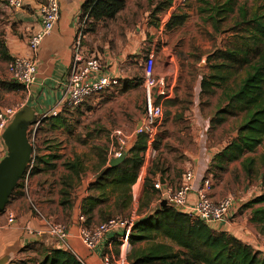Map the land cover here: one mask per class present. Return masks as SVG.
<instances>
[{
	"label": "rangeland",
	"instance_id": "1",
	"mask_svg": "<svg viewBox=\"0 0 264 264\" xmlns=\"http://www.w3.org/2000/svg\"><path fill=\"white\" fill-rule=\"evenodd\" d=\"M125 1L124 9L115 18L103 20L100 29L93 35V40L88 41V44H95L103 54L104 43L109 42L110 47L105 50H110L113 59L118 58L112 61V64L119 65L123 70V77L129 76L135 84L143 86L145 100L141 113L143 108L145 111L139 117L143 123L146 120L148 81H151L153 94L162 90L161 84H164L165 92L170 93L167 98H161L163 114L154 125V141L142 167V175L145 177L153 158L158 159V168H167L176 174H183L189 169L194 171L202 166L199 164L202 163L199 159L202 160L203 153L221 149L238 136L242 115L230 116L227 121L217 126L212 124L211 119L218 109L224 88L228 85L234 87L236 83H239L240 77L245 75L246 70H242L239 77H234L222 87L217 88L214 94L202 93L201 81L210 73V64L216 61L217 51L245 45L244 42L249 34L243 25L237 24L241 20L240 8L244 7L250 16L257 8L264 10V0H236L235 11L231 13L229 20L221 23L219 31H216L212 22L207 19V13L200 12L203 5L200 0H172L166 9L157 11L156 14L153 10L164 0ZM208 1L214 4L225 0ZM174 13H186L188 18L183 26L169 30L167 24ZM89 49L98 55L90 47ZM0 74V79L5 80L6 83H15L3 73L2 68ZM198 90H200L199 95ZM13 95L18 96V93L0 91V108L14 106L22 100H18V97ZM176 96L179 99L178 103H165L167 99H173ZM87 104L86 102L78 108L67 110L73 123L71 129L49 130L41 122L35 134L32 130L29 134L30 141L33 139L37 155L46 152L47 154L58 153L62 156L54 160L55 168L42 173L43 178L40 182L51 179L52 186L55 187L58 184L57 187L61 193L64 187L63 181L68 179L67 184L71 186L66 185V187L69 189L71 202L74 199L73 192L81 179L71 177V171L65 167V161L80 157L84 165L82 175L85 177L101 167L102 153L109 156L110 152L113 155L121 150L118 131H121L127 140L125 150L132 145L129 138L131 134L123 129L125 127L119 125L121 118L128 115L127 102L117 101L102 106L100 100L101 107L90 113L84 110ZM119 107L125 111L120 113ZM33 125H30L28 132ZM135 125L136 123L130 127L131 132L136 133L142 126ZM263 152L264 141L255 151L247 155L254 159V163L249 165L251 173H248L244 167V159L231 163L224 170H219L210 165V161H206L204 174L210 175L213 179V193L219 194L220 198L230 196L235 202L242 203V206L264 194ZM46 176L48 178H45ZM19 183L20 186L6 206L5 212L16 213L12 210V207L16 209V206L32 211L26 198L24 178H21ZM140 190L141 183L135 187L137 195L140 194ZM30 192L31 189H28V193ZM33 193H36V190H33ZM247 209L251 212V207H242L233 218L236 220L238 216H241L242 218L238 221H246L245 223L251 226L250 232L254 236L244 241L253 245L256 250L264 252V230L253 224L250 214H245ZM68 210L71 211V206ZM138 210L140 211L141 208ZM32 213L34 215L33 211ZM68 214L69 212L63 219V222L67 224L70 223ZM210 225L214 229H219L215 223ZM229 232L232 233V230ZM31 264L37 263L31 262Z\"/></svg>",
	"mask_w": 264,
	"mask_h": 264
},
{
	"label": "trees",
	"instance_id": "2",
	"mask_svg": "<svg viewBox=\"0 0 264 264\" xmlns=\"http://www.w3.org/2000/svg\"><path fill=\"white\" fill-rule=\"evenodd\" d=\"M200 2L203 3L200 12L207 13V19L212 22L216 31L220 30L221 23L229 20L231 13L235 11L236 0L214 4L208 0ZM171 3L172 0L162 1L153 12L156 14L157 11H163ZM125 4V0H86L81 14V20L87 17L85 35L94 32L101 21L115 18ZM239 14L241 20L237 24L243 25L249 34L245 45L217 51L216 61L210 64V73L201 81V92L214 94L217 88L232 78L239 77L241 71L246 70L239 83L234 87L228 85L224 88L218 109L211 119L212 124L217 126L230 116H243L238 136L213 158V166L219 170L226 169L231 162L244 157L246 153L255 151L264 141V10L257 8L249 16L248 11L241 7ZM187 18L186 13H174L167 28L172 30L183 26ZM10 85L15 89L22 87L16 82H10ZM132 86L135 84L128 78L121 79V90L126 91ZM67 110L69 109L65 108L57 115H47L42 124L49 130L71 129L73 123ZM148 142L147 132L137 134L135 142L124 151L128 153L127 157L117 166H110V158L101 154V169L90 183V194L82 203V213L86 215L88 223L94 221L96 209H99L103 221L113 216H127L126 212L134 199L133 185L144 165ZM61 157L58 153L37 155L32 175L55 168L54 160ZM262 159L264 160V152ZM243 162L247 172L251 173L249 165L254 163V159L245 157ZM65 167L71 171V177L81 179L84 165L80 157L65 161ZM63 183L61 204L71 206L70 192L66 187L71 185L67 184L68 179H64ZM19 186L20 183L16 189ZM258 203H264V194L242 207H252L251 220L264 230V205L255 206ZM142 241H147L148 244L146 247L131 249V264H264L263 251L256 250L253 245L228 231L214 229L202 220L193 221L186 212L172 204L165 208L159 206L154 213L135 222L131 244L134 246ZM53 253V262L82 264L72 253L63 249L54 250Z\"/></svg>",
	"mask_w": 264,
	"mask_h": 264
},
{
	"label": "crops",
	"instance_id": "3",
	"mask_svg": "<svg viewBox=\"0 0 264 264\" xmlns=\"http://www.w3.org/2000/svg\"><path fill=\"white\" fill-rule=\"evenodd\" d=\"M42 1L43 0H23L24 8L20 10L11 9L3 0L0 2V73L2 68L3 73L9 77L7 64L13 56H33V52L29 48L28 39L31 33L41 28V17L38 13ZM85 1L86 0H60V19L54 30L45 37L36 54L39 64L37 80L29 90L22 87L21 89L11 88L10 82L6 83L5 80L0 79V91L18 93V96L13 95V97H18V100L22 99L19 102H24L25 106L35 109L39 116V120L42 119L43 115H51L54 111L59 113L65 109L61 102L63 97V87L70 73V66L73 58L72 45L79 33L82 6ZM103 22L104 21H101L98 24L95 32L86 35L85 42L87 47L89 46L100 56L105 64L107 72L123 77V70L120 69L119 65L112 64V61H116L118 58L116 60L113 59L110 50H105L110 47L109 42L104 43L105 49L103 54H101L95 44H88V41L93 40V35L98 32ZM149 28L152 29L153 26H149ZM126 56L127 53L125 58ZM123 78H128L135 84L131 77L126 76ZM197 94H200V90H198ZM155 98L156 102L162 105V103H160L162 97L155 96ZM163 98L165 99L167 97ZM100 100L102 101V106L113 104L117 101H125L128 103L129 107L126 109L128 115L121 118L119 125L125 127L126 129H123L131 134L129 138L130 142L133 144L137 139V135L136 133L131 132L130 127L135 123V126L139 127L143 123L141 119H139L145 111L143 108L141 113V107L145 100V90L143 86L135 84V86L128 88L126 91L121 90L120 87L117 91L107 90L97 94L86 101L88 104L86 105L87 107L84 108L85 112L90 113L93 110L100 108ZM162 102H164V100H162ZM168 102L171 104L178 103L179 99L176 96L173 99L171 98L165 101V103ZM118 109L120 113L125 111L121 107ZM153 141L148 143V148L145 153V161L149 151L152 149L151 146ZM221 149L207 151L202 154V160L201 158L199 159L202 163L198 162L199 164H202V166L197 167L196 170L194 169V182L196 187H199L202 184L205 177L210 176L204 174L206 161H210V165H213V158ZM6 150L7 145L4 140H0V161ZM43 154L47 153L44 152ZM248 154L250 153H246L244 157L238 160H243ZM112 156L113 155L110 152L108 157L111 159ZM153 159L150 162L149 170L145 173V177L142 175L143 170L141 169L139 178L133 185L134 199L131 208L126 212V215L128 216L132 212H136L137 220L143 219L154 213L156 209L161 206V201L166 199L162 196V190H159L154 186L158 180L162 181L163 189H168L169 187L178 188L182 185L184 180V174L186 171H184L183 174H176L173 170L169 171L167 168H158V159ZM100 169L101 168L95 169L85 177L81 174V181L73 192L74 199L71 202V211L68 210L70 206L65 208V206L61 204L62 195L60 190H58V184L53 187L51 179H44V181L40 182L41 178H43L42 173L50 170H45L31 176V190H36V193L33 195L47 215L57 221L63 222L65 214L69 212L68 215L70 216L67 218L70 220L68 225L71 233L69 240L71 248L66 249L60 247L57 244L56 239L49 235H27L25 227L27 225L40 227L41 221L33 215L31 210H26L24 208L21 209L19 206H16V209L15 207H12V210H15L17 213V221L12 224L7 220V212L0 213V264H31V262L37 264H61L60 262H53L52 260L54 250L58 249H63L64 251L72 253L82 264H103L104 254L111 253L113 255H118L120 252V246L118 242L112 239L113 235H109L106 241L95 250H89L79 237L78 217L82 213L83 199L90 194L88 187L95 179ZM45 178H48V176ZM139 183H141V192L137 195L135 187ZM213 196L216 199L220 198V195L215 192L213 193ZM190 198L191 201H194L196 199V192H192ZM111 202L113 203V200ZM260 205H264V203H261ZM137 206H139V208ZM241 206L242 203H235L229 220L215 224L219 226L220 230L228 232L232 230V233L235 236L243 241H247L254 236L250 232L252 231L251 226L245 223L246 221H238V219L242 218L241 216H238L236 220L233 218L235 214H238V210ZM140 208L141 210L139 211L138 209ZM251 212L249 209L245 210V214H250V217L252 215ZM102 221L103 219L101 218L100 211L99 209H96L93 223H100ZM253 224L256 227H259V224L255 222ZM147 244V241L138 242L134 244V246L132 245L131 249L146 247Z\"/></svg>",
	"mask_w": 264,
	"mask_h": 264
},
{
	"label": "built area",
	"instance_id": "4",
	"mask_svg": "<svg viewBox=\"0 0 264 264\" xmlns=\"http://www.w3.org/2000/svg\"><path fill=\"white\" fill-rule=\"evenodd\" d=\"M11 9L20 10L24 8L23 0H3ZM41 17V28L29 35L28 44L33 52V56L15 55L7 64L8 75L11 80L15 81L23 88L29 90L37 80L38 59L37 52L47 35L55 28L61 16L60 0H43L39 8ZM87 17L81 20L79 33L72 45L73 58L70 66V73L64 83L62 104L64 108L74 109L83 105L91 97L105 92L107 90L117 91L121 86V76L109 73L105 69V64L102 59L91 51L85 42L84 27ZM161 89L153 94L151 81H148L146 92L147 108L146 120L136 133L147 132L149 142L154 140L155 127L154 125L162 117V105L156 102V97H167L170 93L165 92L164 84H161ZM25 107L24 102H18L14 106L0 108V140H3V133L11 123L15 115ZM54 111L51 115H57ZM49 114L44 115L46 117ZM37 121L32 130L37 131L38 125L43 120ZM121 150L113 154L112 157L120 156L126 147V138L118 131ZM33 153L31 160L27 166L24 178V187L27 192V201L34 212V215L41 221L40 227L27 225L25 232L29 236H44L49 235L56 239L57 244L66 249H70V228L69 225L57 221L47 215L38 204L34 193L31 190L32 170L36 163L37 153L33 139ZM7 151L3 157L6 156ZM2 157V158H3ZM195 172L191 169L184 174V180L178 188L163 189V183L158 180L154 186L162 190L168 202L177 208L186 212L193 221L202 220L207 223H222L228 221L232 215L234 201L232 197H222L216 199L213 196V179L207 176L203 179L199 187L195 186ZM196 192V199L191 201L190 194ZM7 220L10 224L17 221V214L14 211H7ZM137 221L136 212H132L128 216H113L100 223H88L85 214L81 213L78 217L79 237L82 243L89 249H97L109 235H113L112 239L119 243L120 252L118 255L107 253L103 255V264H131L129 253L131 251V236L135 222Z\"/></svg>",
	"mask_w": 264,
	"mask_h": 264
},
{
	"label": "water",
	"instance_id": "5",
	"mask_svg": "<svg viewBox=\"0 0 264 264\" xmlns=\"http://www.w3.org/2000/svg\"><path fill=\"white\" fill-rule=\"evenodd\" d=\"M37 121H39V116L36 110L25 106L15 115L3 133V140L8 151L0 161V213L9 204L11 195L24 176L31 160L33 145L28 129L31 124H35ZM127 154V152H123L120 156L111 157L109 165L117 166L127 157ZM169 204L167 199L161 201L162 208Z\"/></svg>",
	"mask_w": 264,
	"mask_h": 264
}]
</instances>
